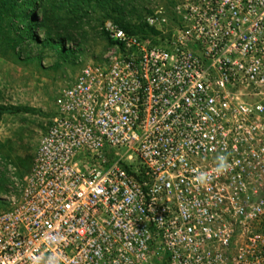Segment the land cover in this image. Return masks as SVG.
<instances>
[{
    "label": "built area",
    "instance_id": "2783aa9c",
    "mask_svg": "<svg viewBox=\"0 0 264 264\" xmlns=\"http://www.w3.org/2000/svg\"><path fill=\"white\" fill-rule=\"evenodd\" d=\"M142 24L104 22L100 62L58 91L0 264H264V0H173Z\"/></svg>",
    "mask_w": 264,
    "mask_h": 264
},
{
    "label": "rangeland",
    "instance_id": "374dc122",
    "mask_svg": "<svg viewBox=\"0 0 264 264\" xmlns=\"http://www.w3.org/2000/svg\"><path fill=\"white\" fill-rule=\"evenodd\" d=\"M172 1L0 0V107L11 110L0 114V212L31 168L58 91L102 59L104 22L135 26Z\"/></svg>",
    "mask_w": 264,
    "mask_h": 264
},
{
    "label": "trees",
    "instance_id": "16d2710c",
    "mask_svg": "<svg viewBox=\"0 0 264 264\" xmlns=\"http://www.w3.org/2000/svg\"><path fill=\"white\" fill-rule=\"evenodd\" d=\"M113 23H115L116 25H118L120 28H122L123 30H125V31H133V30H138V31H140V32H142L143 31V24L141 23V24H137V25H135V26H131V25H129V24H127V25H125V24H123V23H121V22H116V21H112ZM102 33H103V35H104V37L108 40V37H107V35H106V33L104 32V31H102ZM57 47L59 48V49H61V47H62V45H57ZM14 112H25V113H28V110L27 109H25V108H14V109H12ZM10 111L11 110H6L5 108H3V107H0V114H2V113H10Z\"/></svg>",
    "mask_w": 264,
    "mask_h": 264
},
{
    "label": "clouds",
    "instance_id": "9594fccd",
    "mask_svg": "<svg viewBox=\"0 0 264 264\" xmlns=\"http://www.w3.org/2000/svg\"><path fill=\"white\" fill-rule=\"evenodd\" d=\"M218 168H217V172H222L223 170H225L227 168V157L225 155H220L218 157ZM197 180L201 183L204 184L207 182L208 180V176L205 173H201L198 177Z\"/></svg>",
    "mask_w": 264,
    "mask_h": 264
}]
</instances>
